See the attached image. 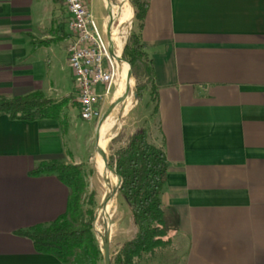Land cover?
<instances>
[{
	"label": "crops",
	"instance_id": "0c3cea01",
	"mask_svg": "<svg viewBox=\"0 0 264 264\" xmlns=\"http://www.w3.org/2000/svg\"><path fill=\"white\" fill-rule=\"evenodd\" d=\"M149 4L142 39L154 63L156 102L146 92L131 132L121 131L146 129L163 148L162 204L173 232L171 246L141 264H264V0ZM69 22L63 0H0V95L69 100L70 125L64 135L56 121L0 116V264H61L18 234L67 210L68 188L56 175H33L39 165L85 164L71 131Z\"/></svg>",
	"mask_w": 264,
	"mask_h": 264
},
{
	"label": "trees",
	"instance_id": "16d2710c",
	"mask_svg": "<svg viewBox=\"0 0 264 264\" xmlns=\"http://www.w3.org/2000/svg\"><path fill=\"white\" fill-rule=\"evenodd\" d=\"M131 4L138 29L131 33L122 59L132 68L138 102L148 91L151 92V101L156 102L154 63L142 39L149 0H132ZM124 64L129 69L128 64ZM68 104L69 100L54 101L41 92L23 97L0 95V116L29 123L56 121L67 135L70 129ZM108 162L116 177L122 180L120 196L129 209L136 230L132 240L120 245L112 257V264H141L145 258L155 256L172 244L173 222L162 204L168 179V159L163 148L150 143L148 131L143 129L130 136L121 131L113 138ZM84 168V164L69 165L53 160L43 162L32 173L35 176H57L69 190L67 210L52 224L18 235L29 239L37 253L53 256L61 264H104L94 226L99 202L95 192L86 197L88 183Z\"/></svg>",
	"mask_w": 264,
	"mask_h": 264
},
{
	"label": "rangeland",
	"instance_id": "374dc122",
	"mask_svg": "<svg viewBox=\"0 0 264 264\" xmlns=\"http://www.w3.org/2000/svg\"><path fill=\"white\" fill-rule=\"evenodd\" d=\"M107 1H109L112 5H114L117 10H118V7L121 6L120 0H107ZM126 1L127 3H129V5L132 7V10L134 11V8L131 4L132 0H126ZM111 10H113V7ZM91 13L98 27L100 28L101 31H103L105 19L106 17H108V10L106 9L103 0H93L92 1ZM115 26H117V22L115 23ZM137 29L138 27H137V22L135 20V13H134L131 24H129L126 27L127 31H126V36H125V45L131 33L137 32ZM132 81H133V86L130 88V93L128 94V97L132 99L134 103L133 107L127 114H125L126 107L124 106V104H120L114 110L111 117L106 121V122L108 121L109 122L107 124L105 122L101 128L103 129L110 125L113 126L112 130L108 131L105 134L107 135V138L109 140L104 150L106 154L108 155V157L110 156V147H111V141H112L110 139L116 134L118 135L121 132V130H126L127 133L131 132L133 128L134 116L139 115V113L144 110L145 102H146L144 98L148 99L149 97V95L146 94L143 100L141 102H138L137 93H136V81L133 78H132ZM116 88L114 91L115 92L114 96L116 100L123 98L125 94L122 97L117 98L118 90ZM135 93H136V96H135ZM71 97H72L71 98L72 102L70 104V109H71L70 114H74V119H73V122L71 123V131L73 133V136H76L73 146H74L75 151H79L80 158L85 163L84 169L86 171V175H87L86 179L88 183L86 197H88L92 192L96 193V198H97V201L99 202V206L96 209L97 219L94 225L95 231L98 236L100 247L102 249L103 238H104L106 229L108 227V230L110 232V253H111V257H113L115 253L120 249L121 243L127 239H130L134 235V229L132 227L131 220H130L131 218L130 212H129V209L126 203L122 199V197L118 195L110 201V203L113 201V210H112L111 215H109L108 217H105L101 214L102 211L104 210V209H101V204L103 203L104 198L107 195H109L113 189L117 187V185L114 188H109L107 186V179H105L103 176L99 174L96 168V164H95V160L99 156L98 155L99 153L97 152V148H96V144H97L96 136H97L99 122L101 121V119L97 121H93V122L85 121L82 117L81 110L79 109L77 105L78 95H77L76 88ZM138 103H139V107H137ZM109 108L110 106L108 105L104 107L103 115L107 112ZM85 201L87 202V198H85ZM170 251L171 249L167 250V252H170Z\"/></svg>",
	"mask_w": 264,
	"mask_h": 264
},
{
	"label": "built area",
	"instance_id": "2783aa9c",
	"mask_svg": "<svg viewBox=\"0 0 264 264\" xmlns=\"http://www.w3.org/2000/svg\"><path fill=\"white\" fill-rule=\"evenodd\" d=\"M63 2L70 15L71 37L67 53L77 90V102L85 121H97L102 118V106L114 95L119 80L117 49L115 44L113 48L110 46L107 31H101L95 22L90 0Z\"/></svg>",
	"mask_w": 264,
	"mask_h": 264
},
{
	"label": "bare ground",
	"instance_id": "6f19581e",
	"mask_svg": "<svg viewBox=\"0 0 264 264\" xmlns=\"http://www.w3.org/2000/svg\"><path fill=\"white\" fill-rule=\"evenodd\" d=\"M122 3H123L122 4L123 6L121 8L119 6L118 10L116 8H113V10H111V12L113 14V17H112L113 21L115 23L117 22V26L114 25L115 27L113 28V31H112V37H113V41H114V44H115L116 49H117V54H118L117 60H118V62H119V58H120L122 51L124 49V46H125V36H126V31H127L126 27L129 24H131V21L133 20L132 7L129 5V3H127L126 0H122ZM119 68H120V74H119V80L117 82L118 87L116 86L117 90H118L117 98H120L125 94L126 88L128 86H130V88L133 86V81H131L130 85L128 84V80H127L128 72H129L128 67L124 63L119 62ZM133 105H134V103H133L132 99L130 97H128L126 99V101L124 102V106L126 107L125 108V114H127L131 110ZM108 122H106V124ZM112 128H113V126L110 125V126H107L106 128H103L100 130L99 147L103 150H105V148L108 144V141H109L107 138V135H105V134L108 131L112 130ZM98 155H99L98 158L95 160L97 171L99 172V174L101 176H103L105 179H107V186L109 188H114L118 184V178L116 177L115 174H113L112 172H110L109 170L106 169V166H105V163H104L102 157L100 156V154H98ZM104 186H106V185H104ZM112 210H113V201L111 203H109L107 209L103 210L101 214L105 217H108L109 215H111Z\"/></svg>",
	"mask_w": 264,
	"mask_h": 264
},
{
	"label": "water",
	"instance_id": "95a60500",
	"mask_svg": "<svg viewBox=\"0 0 264 264\" xmlns=\"http://www.w3.org/2000/svg\"><path fill=\"white\" fill-rule=\"evenodd\" d=\"M109 5H110V7L108 8V16H109L110 20H109V31H107V36H108V39H109V42H110V46L113 48L114 47V43H113V40H112V27L114 26L115 22L112 19V17H113V14L111 12L112 6H111V4H109ZM112 54H114L113 51H112ZM119 62L127 63L129 65V72H128V78H127V80H128V84L130 85V83L132 81V76H133V74H132V68H131V66H130V64L128 62H126L125 60L122 59V55H121V59H119ZM129 93H130V86H128L126 88V93H125V95H124L123 98L117 99V100H115L116 102H113L111 104L110 108L102 116L101 121L99 122L97 136H96V143H97L96 144V148H97V152L102 157V159H103V161L105 163L106 169L109 170L110 172H112L113 174H115V171L112 170L109 167L108 155L106 154V152L103 149H101L99 147L100 129L103 126V124L111 117V115L114 112V110L120 104H124V102L128 98V94ZM135 96H136V93H135ZM117 178H118L117 187L115 189H113L112 192L104 198L103 203L101 204V209L106 210L107 207H108V205H109V203H110V201L112 199H114L116 196L120 195V188H121V185H122V180H121L120 177H117ZM96 219H97V215L95 216V222H96ZM95 222H94V225H95ZM102 253H103V257H104V264H112V257H111V253H110V232L108 230V227L106 229V232H105V235H104V238H103Z\"/></svg>",
	"mask_w": 264,
	"mask_h": 264
}]
</instances>
